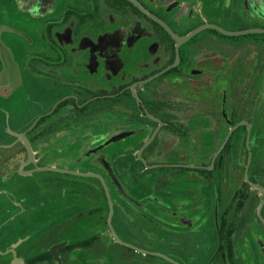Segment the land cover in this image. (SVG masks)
Returning <instances> with one entry per match:
<instances>
[{
  "label": "flooded vegetation",
  "instance_id": "af4514ba",
  "mask_svg": "<svg viewBox=\"0 0 264 264\" xmlns=\"http://www.w3.org/2000/svg\"><path fill=\"white\" fill-rule=\"evenodd\" d=\"M0 264H264V0H0Z\"/></svg>",
  "mask_w": 264,
  "mask_h": 264
}]
</instances>
